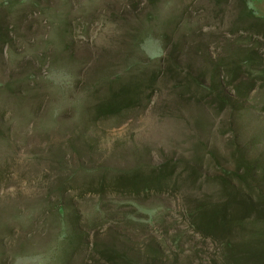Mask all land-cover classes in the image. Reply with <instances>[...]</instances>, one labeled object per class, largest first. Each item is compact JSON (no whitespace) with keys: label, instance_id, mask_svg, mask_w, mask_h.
<instances>
[{"label":"rangeland","instance_id":"374dc122","mask_svg":"<svg viewBox=\"0 0 264 264\" xmlns=\"http://www.w3.org/2000/svg\"><path fill=\"white\" fill-rule=\"evenodd\" d=\"M2 2L0 264H94L100 242L141 252V259L152 245L164 264H220L218 242L193 233L186 208L216 193L222 170L252 171L248 194L264 193L257 178L264 175V89L251 92L239 113H217L192 88L179 101L160 59L174 49L182 69L203 68L234 50L239 36L257 41L264 54V41L241 16L249 2ZM252 9L264 13V0ZM155 69L158 80L143 99L114 116L95 115L112 103L109 88ZM164 162L176 168L174 179L179 175L174 190L138 203L84 187L82 168L129 171ZM185 166L199 172L193 189L182 181ZM233 186L245 189L236 178ZM57 199L68 208L65 218L53 209ZM134 217L140 223L127 221ZM64 234L80 242L68 260Z\"/></svg>","mask_w":264,"mask_h":264},{"label":"trees","instance_id":"16d2710c","mask_svg":"<svg viewBox=\"0 0 264 264\" xmlns=\"http://www.w3.org/2000/svg\"><path fill=\"white\" fill-rule=\"evenodd\" d=\"M246 1L249 3L244 5L241 16L245 15V18L250 19L249 31L264 41V13L258 15L252 9V4L259 3L261 0ZM1 4L7 5L6 2ZM5 37L7 35L2 33L0 27L1 43H6ZM249 38L250 36H239L232 44L234 50L210 62L206 67H198L195 70L191 67H187V70L182 69L178 61L180 53L177 54L174 49H170L160 61L166 65L164 72L171 78L169 83L174 81L177 99L180 101L186 93H190L192 88L195 94H204L207 101H210L204 105L209 106L208 108L214 106L217 113L224 110L234 113L242 111L248 95L256 89H264V54L255 50L257 41H251ZM249 43H252L251 48H247ZM140 73L137 76H131L115 88H109L107 96L111 98L112 103L98 105L95 115L114 116L122 110L129 109L138 98L143 99V93L158 80L159 72L155 69L151 75ZM204 76L207 82L203 83ZM230 86L235 96L229 95L231 92L227 90V87ZM175 169L169 162H164L147 169L143 166L133 167L129 171L118 169L107 171L104 166L82 168V171L85 173L84 187L87 192L99 195L109 192L138 203L150 194H165L174 190L179 177L178 175L174 179ZM185 171H188V174L182 178V181L190 189L195 188L196 183H201L198 179V170L192 166H185ZM222 173L223 175L219 176V180L215 182L218 187L215 194L191 199L192 203L186 208L191 229L202 239L218 242L221 249L220 264H264V193L248 194L251 181L247 183V179L252 178L250 170L247 171V176H240L237 171L232 170H222ZM259 175L260 172L257 176ZM234 178L240 185H245L247 190L243 187L235 188ZM257 178L264 180V175ZM53 209L59 217H67L65 215L68 208L63 200L57 199ZM59 219L61 223L66 221L70 224L77 223L71 218L66 221ZM127 221L133 224L140 223L136 217L128 218ZM76 237L62 235L61 240L65 245L63 259L68 260L71 254L79 250L80 242H74ZM114 246L112 243H97L94 250L96 255L94 264L100 262L102 264H164L160 257L161 251L152 245H147L143 259L140 256L141 252H126Z\"/></svg>","mask_w":264,"mask_h":264}]
</instances>
